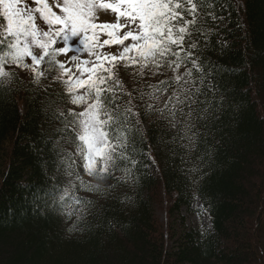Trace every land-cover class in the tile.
Returning a JSON list of instances; mask_svg holds the SVG:
<instances>
[{
  "label": "trees",
  "instance_id": "1",
  "mask_svg": "<svg viewBox=\"0 0 264 264\" xmlns=\"http://www.w3.org/2000/svg\"><path fill=\"white\" fill-rule=\"evenodd\" d=\"M232 5L228 19L207 25L217 33L202 53L216 66V114L198 143L181 147L178 128L142 113L145 167L126 183L104 181L79 222L53 211L52 113L71 105L50 103L60 85L35 86L19 73L24 82L0 95V264H264V0ZM122 73L129 90L139 87ZM160 190L171 200L166 230L156 217ZM197 198L209 229L182 215Z\"/></svg>",
  "mask_w": 264,
  "mask_h": 264
},
{
  "label": "snow or ice",
  "instance_id": "2",
  "mask_svg": "<svg viewBox=\"0 0 264 264\" xmlns=\"http://www.w3.org/2000/svg\"><path fill=\"white\" fill-rule=\"evenodd\" d=\"M230 7L232 0H0V95L23 83V72L35 86L60 85L50 103L71 105L52 113L60 125L53 211L79 222L104 181L126 183L145 167L142 113L178 128L173 141L192 150L216 114V66L202 53L217 33L207 25L228 19ZM121 70L139 87L129 90Z\"/></svg>",
  "mask_w": 264,
  "mask_h": 264
},
{
  "label": "rangeland",
  "instance_id": "3",
  "mask_svg": "<svg viewBox=\"0 0 264 264\" xmlns=\"http://www.w3.org/2000/svg\"><path fill=\"white\" fill-rule=\"evenodd\" d=\"M114 19L113 17L110 16H102L101 21L105 20H112ZM113 51H115L113 49ZM61 60H64V57H60ZM123 70H121V75ZM20 74L28 75L26 73L21 72ZM50 84L49 80H42L40 82V86H48ZM95 183V181H93ZM157 206H156V217L158 222L161 224L163 229L165 230L168 228V223H169V215H168V209L170 206V198L164 193V191L160 190L158 193V198H157ZM202 207L201 201L197 198L194 201L192 210H184L182 215L185 216L186 218V225L189 226L190 228H196V229H202L206 230L211 227V222H210V217L209 214L206 211H200Z\"/></svg>",
  "mask_w": 264,
  "mask_h": 264
}]
</instances>
